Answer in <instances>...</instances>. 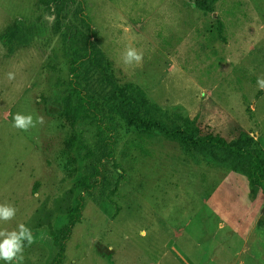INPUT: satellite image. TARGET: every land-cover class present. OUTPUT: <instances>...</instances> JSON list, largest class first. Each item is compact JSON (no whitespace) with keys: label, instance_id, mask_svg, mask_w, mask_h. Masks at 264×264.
Returning <instances> with one entry per match:
<instances>
[{"label":"rangeland","instance_id":"rangeland-1","mask_svg":"<svg viewBox=\"0 0 264 264\" xmlns=\"http://www.w3.org/2000/svg\"><path fill=\"white\" fill-rule=\"evenodd\" d=\"M84 2L91 35L78 4L57 25L40 0H0V35L15 19L43 25L31 46L0 43V204L16 209L0 230L31 229L22 264H55L72 185L97 161L96 185L60 264H264V193L244 178L196 167L177 142L136 135L119 122L111 159L104 158L108 134L90 124L83 135L90 157L75 161L64 148L70 129L45 114L60 108L70 56L89 38L120 82L144 91L153 116L195 120L200 135L227 142L246 133L264 156V0H219L209 13L198 9L202 0ZM128 47L142 54L139 62L125 63ZM77 83L102 97L109 89L88 62ZM17 113L44 122L22 131L13 126Z\"/></svg>","mask_w":264,"mask_h":264},{"label":"trees","instance_id":"trees-1","mask_svg":"<svg viewBox=\"0 0 264 264\" xmlns=\"http://www.w3.org/2000/svg\"><path fill=\"white\" fill-rule=\"evenodd\" d=\"M48 13L57 17V25L62 24L64 14L75 4L81 6L79 18L83 27L91 35L90 20L85 13L84 0H40ZM219 0H202L197 7L203 13L212 12ZM43 28L37 22H23L15 19L4 33L0 35V43L11 50L13 46H31L40 36ZM57 28V26H56ZM58 29V28H57ZM79 49V47H78ZM89 38L80 52L70 56V83L67 92L61 97L60 108L56 111L45 110L52 119H60L69 129L70 135L64 142L65 151L71 154L75 161H85L90 153L85 151L84 131L86 126L95 124L102 134L107 133V152L104 156L111 159L114 156V144L110 142L115 131V123H121L125 129L136 135L160 136L166 140L177 142L181 154L194 166L212 165L221 170H229L244 178L249 187H256L264 193V156L259 149L252 146V139L246 133H241L237 139L227 142L220 136H202L195 120L178 116L177 120L167 123L151 114V107L144 91L132 83L120 82L113 72L112 62L104 55L97 56ZM94 67L103 85L108 86L106 96L92 94L83 89L77 78L84 69L85 63ZM100 161L93 164V173L83 175L73 185L74 204L67 212L68 223L63 233L59 254L55 264H60L63 257L64 243L71 228L79 222L84 196L96 185L95 177L99 175ZM117 185L114 187L116 190ZM36 187L32 193H35Z\"/></svg>","mask_w":264,"mask_h":264},{"label":"clouds","instance_id":"clouds-1","mask_svg":"<svg viewBox=\"0 0 264 264\" xmlns=\"http://www.w3.org/2000/svg\"><path fill=\"white\" fill-rule=\"evenodd\" d=\"M142 59V54L138 53L135 48L128 47L124 54L125 63L139 62ZM12 74L9 73V79ZM258 83L264 88V80H258ZM43 117H37L34 121L32 115H23L17 113L13 116V126L22 131H28L35 127L37 123L43 124ZM16 215V209L8 204H0V221H10ZM34 243L32 231L24 223H18L16 228L8 231L7 229L0 230V260H4L6 264H22L23 252L25 245Z\"/></svg>","mask_w":264,"mask_h":264}]
</instances>
